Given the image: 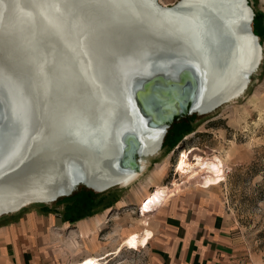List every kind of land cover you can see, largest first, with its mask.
I'll list each match as a JSON object with an SVG mask.
<instances>
[{
  "label": "bare ground",
  "instance_id": "1",
  "mask_svg": "<svg viewBox=\"0 0 264 264\" xmlns=\"http://www.w3.org/2000/svg\"><path fill=\"white\" fill-rule=\"evenodd\" d=\"M18 1L8 0L11 5L8 6L4 0H0L3 26L4 20ZM25 2L35 7L32 8V16L26 17L27 22L23 21L22 14L18 12L13 19L14 23L5 26L3 32H0V38L9 39L8 44L14 50L17 48L27 52L14 60L13 65L20 70H29L33 54L41 52L40 43L44 39L52 43L59 34L82 43L92 42L93 49L84 50L78 56L83 61L98 60L103 61V64H100V69L96 63L92 67H85L82 77L86 81L82 80L77 87L75 80L80 73L79 59L73 57L68 60L67 67L61 72H56L54 68L53 76L68 72L66 76L70 78L69 85L64 91L65 95L63 92L62 96L56 97L57 99L47 105L51 111L46 110L45 106V119L40 129L34 128L28 136L22 130L27 126L23 121V111L18 103L15 105V114H20L18 122L4 125L3 128L10 133V138L0 143L8 145L7 148L4 147V154L0 151V217L18 212L20 208L33 203L49 204L61 197L70 196L80 185H87L98 193L116 186H127L139 177L147 159L157 156L169 130L156 125L150 118L151 113L144 114L128 102L118 85L120 83L113 78V70L110 73L107 68H118L120 75L125 59L122 61V55L119 56L116 43L121 34L123 38L133 37L132 31L136 34L135 37H142L130 40L136 47L143 46L151 53L162 56L174 51L166 46L165 25L158 26L156 20L149 19L136 0ZM160 9L174 13L185 9L180 16H194L197 18L194 20L199 22L197 27H193L199 31L200 39L196 37V40L200 42L197 44L192 41L196 52L200 53L198 61L187 52L175 57L195 64L190 73L192 93L195 95L192 104L194 111L191 114L203 116L244 95L251 77L247 75L257 63L260 51L262 58V48L252 29L240 31L237 27L240 24H249L251 28L253 13L248 2L243 5V0H180L171 5L161 4ZM109 27L119 34L114 35ZM61 45L63 47V42ZM168 57L165 56V61L161 62L167 64L173 60ZM261 62L262 60L260 64ZM95 68L98 70L94 72L92 69ZM4 76L9 77L1 67L0 81L3 84ZM44 78L43 88L47 80L46 76ZM119 78L122 79V76ZM221 100L225 102L215 107ZM118 105L123 109L121 114ZM124 127L137 130V136L142 142L137 157L139 170L122 165L121 146L118 143H103L109 128L113 131L115 128ZM205 158L199 154V150L192 147L178 152L173 169L178 178L175 177L168 185L154 188L138 207L142 213L140 218L143 213L153 212L160 203L177 195L181 191V181L183 185L194 182L200 188L215 182L223 174V167L216 158ZM150 237L147 232L140 236H130L116 254H120L122 247L137 251L147 244ZM102 260L89 258L78 264H99Z\"/></svg>",
  "mask_w": 264,
  "mask_h": 264
},
{
  "label": "rangeland",
  "instance_id": "2",
  "mask_svg": "<svg viewBox=\"0 0 264 264\" xmlns=\"http://www.w3.org/2000/svg\"><path fill=\"white\" fill-rule=\"evenodd\" d=\"M158 1L164 5H171L180 0ZM4 2L11 6L8 0ZM247 2L255 19L254 34L262 48V62L257 70L251 73L246 93L203 116L187 114L175 118V127L167 134L157 156L148 158L142 172H139V177L127 186H116L102 193H94L80 185L73 195L55 201L52 205L54 209H60L64 214L71 216L81 215L84 209L111 208L121 204L133 209L136 203H141V197L145 198L156 186L168 185L175 177L178 178V174L176 175L173 170L178 152L188 150L190 147L196 148L201 156L206 157L205 159L216 158L224 172L205 188L198 187L194 182L183 185L181 181L180 193H187L194 199L217 203L223 212L227 222L226 228L235 249L232 258L226 264H264V0H247ZM32 8L35 7L29 2L19 0L13 5L8 18L4 20L5 26L14 23L13 19L18 12L22 14L23 21L27 22L26 17L33 14ZM5 26L0 18V32H3ZM117 32L114 30V35L119 34ZM132 35L133 37L125 36V38L123 34L118 36L117 43L124 40L122 43L124 48L115 42L118 54L123 56L127 50L125 46L132 43L130 40L134 41L139 37H135L134 31ZM56 37L52 43L46 39L40 43L41 52L33 54L29 70L27 68L20 70L15 64L13 65L14 60L26 55L27 52L17 48L14 50L8 44L9 39L0 38V66L9 75L7 78L4 76L5 83L17 84L27 97L31 96L32 91V98L36 102V123L31 130L41 127L45 119L43 112L49 109L47 105L57 99L56 97L62 96L69 85L70 78L66 76L68 72L53 76L54 68L56 72H61L67 67L68 60L73 57L79 59L81 66L78 68L80 70L78 79L75 80L78 83H76L77 87L82 80L86 81L82 77L85 67H92V64L96 63L100 69L102 66L100 64H103V61L98 60L83 61L78 56L84 50L93 49L92 42L82 43L70 37H62L60 34ZM62 42L63 47H61ZM44 76L47 80L43 88ZM17 95H20L19 91ZM17 103L23 111L24 101L19 99ZM45 106H47L46 110ZM50 111L48 112L51 113ZM23 118L27 125L25 116ZM42 205L49 204L33 203L31 207H23L22 211L34 210ZM6 216L7 214L2 215L0 221L8 218ZM73 219L71 218V221H74ZM125 251L132 264L144 263L146 255L143 250Z\"/></svg>",
  "mask_w": 264,
  "mask_h": 264
},
{
  "label": "crops",
  "instance_id": "3",
  "mask_svg": "<svg viewBox=\"0 0 264 264\" xmlns=\"http://www.w3.org/2000/svg\"><path fill=\"white\" fill-rule=\"evenodd\" d=\"M179 193L142 218L136 213L140 203L84 209L76 216L54 209V202L20 208L0 221V264H78L89 258L132 264L124 247L116 251L144 232L151 239L139 249L143 264H226L235 249L223 212L217 203Z\"/></svg>",
  "mask_w": 264,
  "mask_h": 264
},
{
  "label": "water",
  "instance_id": "4",
  "mask_svg": "<svg viewBox=\"0 0 264 264\" xmlns=\"http://www.w3.org/2000/svg\"><path fill=\"white\" fill-rule=\"evenodd\" d=\"M136 1L143 7L144 12L147 13L146 16L149 19H154L158 22V26H161L162 24L167 28L166 46L171 47L174 51H171L165 56H169L168 58H172L173 60H170L167 64L162 63L166 59L165 56L151 53V51H148L143 46L142 48L137 46V48L135 44L131 43L125 46V49L127 50L125 54L121 56L122 61L125 59L123 62V68L120 72L122 79L119 78L120 75L118 74V68L116 69L115 67L113 69L110 68V66L107 68L110 73H112L113 70V78L116 82L120 83L118 85H120L128 102L132 103L137 109H139V111L144 112V114H148V112L151 113L150 118L153 119V122L156 125L163 126L164 128L167 127L169 129L175 118L178 116H187V114H191V112L194 111V109H192V104L195 95L192 93L193 89L191 88L192 83L190 73L192 67H195V64L187 60L181 61V59H175V57H177V54L185 55L187 52L188 54H192L193 58L198 61L200 53L198 54V52H196V47H194L195 45L192 44V41L197 44L200 42V40H198V42L196 40V37L197 39L199 38V31H197V28L193 27L194 25L197 27V23L199 22L194 20L197 19L194 16H180V13L184 12L186 8L184 10H178L177 13L169 11L164 12L160 9L161 4L158 0ZM183 1L184 0H181V2ZM246 3V0H243V5H246ZM252 19L253 16H251L250 24ZM237 27L240 31H247L248 29L251 31L249 24L245 26L240 24ZM106 28L107 27H105V29ZM110 28L111 27H109V31L113 32L114 30ZM193 32L194 34L197 33L196 36H193ZM123 41L124 40H122L121 43H117L121 48L123 47ZM256 45L259 46L257 42ZM176 50H178V53ZM195 52L198 56H196ZM260 54L261 51L257 59L258 61L251 72L247 75L248 77L260 64ZM7 84H3V81H0V143L3 140L7 141L10 138V133L8 134V131H5L3 128L4 125L6 123L13 124V122L17 124L18 122V115L20 114H15L14 108L19 99L24 101V107L22 110L25 111V113H22V115L25 116L27 120V126L22 130L26 131V136L31 133V128L36 123L35 112L37 110V105L32 98V91L31 96L27 97L22 88H19L17 84ZM18 91L20 94L19 96L17 95ZM24 95L26 97H24ZM223 102H225V100L218 102L215 107ZM118 107V111H121L120 114L123 113L122 107L119 105ZM16 124L14 128H16ZM2 130L5 131V134H3ZM103 143L106 145L118 143L121 146L120 157L122 158V165L131 169H137V157L142 145V142H140V139L137 136V130L134 128L130 129V127H124L123 129L115 128V130L113 129L112 131L109 128ZM5 146L6 148L8 147L7 144L0 145V151H3L2 154L5 152ZM84 187L94 193L98 192L89 188L87 185H84ZM65 197L66 196L61 198Z\"/></svg>",
  "mask_w": 264,
  "mask_h": 264
},
{
  "label": "trees",
  "instance_id": "5",
  "mask_svg": "<svg viewBox=\"0 0 264 264\" xmlns=\"http://www.w3.org/2000/svg\"><path fill=\"white\" fill-rule=\"evenodd\" d=\"M254 20H255V19H253V22L251 23V29H252V32H253V33L255 32V29H254V27H253V25H254V24H253V23H254ZM175 123H176L175 121L172 122L171 127L169 128L167 134L169 133V131H170L171 129H173V128L175 127ZM167 134H166V136H167ZM166 136L164 137V140H165ZM164 140H163V141H164ZM164 142H165V141H164ZM164 142H163V144H164ZM162 146H163V145H162ZM72 195H73V194H72ZM58 200H59V199H58ZM56 201H57V200H56Z\"/></svg>",
  "mask_w": 264,
  "mask_h": 264
},
{
  "label": "built area",
  "instance_id": "6",
  "mask_svg": "<svg viewBox=\"0 0 264 264\" xmlns=\"http://www.w3.org/2000/svg\"><path fill=\"white\" fill-rule=\"evenodd\" d=\"M136 213H137V216H141L142 215V213H141V211H140V209L139 208H137V211H136Z\"/></svg>",
  "mask_w": 264,
  "mask_h": 264
}]
</instances>
